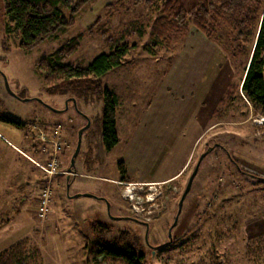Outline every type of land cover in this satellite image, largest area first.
Listing matches in <instances>:
<instances>
[{
  "label": "rangeland",
  "instance_id": "rangeland-1",
  "mask_svg": "<svg viewBox=\"0 0 264 264\" xmlns=\"http://www.w3.org/2000/svg\"><path fill=\"white\" fill-rule=\"evenodd\" d=\"M114 1H94L79 14L75 26L25 52L19 49L20 38L8 18L7 1L0 0V253L28 240L40 248L42 264H114L103 258L95 261L91 254L98 239L90 226L102 223L114 230L113 235L128 232L133 237L137 254L144 257L142 264H264V118L239 99L234 109L218 113L229 88L241 83L252 42L246 54L237 53L233 60L237 44L213 43L196 32L171 48L163 47L154 57L145 52L149 36L127 40L135 47L123 65L101 78L103 88L119 101V144L112 151L102 140L104 98L93 91L94 78L77 82L67 96L61 84L55 95L48 92L37 65L71 40L85 36L67 64L87 68L110 53L97 33L88 35L99 16L105 20L100 25L117 34L130 26L149 35L159 16L158 2L146 7L123 0L122 7L105 16ZM192 81L197 84L189 90ZM166 94L176 101L170 109L161 102ZM151 112L153 132H148L145 122ZM89 121L72 186L66 176L45 174L39 166H48L47 154L53 150L41 134L50 138L56 128L62 129L66 145L62 155L69 150L66 163L62 155L59 158L58 170L63 173L75 153L76 138ZM155 142L162 148L160 154L150 160L141 157L132 179L178 177L159 186L121 183L119 164L129 161L131 147L144 144L155 149ZM211 149L171 242L169 230L181 198L200 158ZM50 177L51 217L40 223L38 198ZM78 195L83 197L73 198ZM119 216L151 224L148 243L144 228L112 221Z\"/></svg>",
  "mask_w": 264,
  "mask_h": 264
},
{
  "label": "trees",
  "instance_id": "trees-1",
  "mask_svg": "<svg viewBox=\"0 0 264 264\" xmlns=\"http://www.w3.org/2000/svg\"><path fill=\"white\" fill-rule=\"evenodd\" d=\"M6 1L7 15L13 26V32L20 38L19 49L31 52L62 30L75 26L79 14L96 0ZM154 2L159 3V16L150 28L149 35L140 28L130 29V26H126V31L117 34L107 25H100L105 20L102 19L103 16H99L95 26L88 30V35L97 33L110 53L97 57L87 68L67 64L68 59L79 52L84 35L68 42L50 60L40 61L37 69L43 75L48 92L55 95V88L61 84L64 88L63 96H67L66 91L76 90L77 82L94 78L91 79L93 91L104 98L102 140L105 149L112 151L119 144L117 133L119 101L115 93L103 88L101 78L123 65L124 60L135 47L126 41L133 37L149 36L150 43L145 47V52L154 57L163 47L171 48L179 40L185 41L192 30H195L213 43L220 44L222 41L231 40L234 45L237 44L233 60L237 57V53L246 54L247 47H250L252 42L241 83L238 87L229 88L220 102L224 109H219L218 113L234 109L239 99L245 100L253 107L256 114L264 118V0H135L134 4L150 7ZM119 6H123V0H115L109 4L105 16L115 13ZM66 14H69L70 18H67ZM98 25L100 27H97ZM15 125L23 126L21 123ZM77 144L78 136L75 151ZM51 156L52 152L47 154L46 164ZM70 165L71 157L66 172ZM119 171L121 183H131L124 163L119 164ZM249 178L253 177L249 176ZM74 180H70V186ZM90 230L98 239L93 243L91 251L95 261L103 258L114 264H142L144 257L143 255L138 257L135 241L128 232L113 235L114 230L102 223L93 224ZM42 263L40 248L32 246L28 240L18 242L0 253V264ZM212 264L225 263L214 261Z\"/></svg>",
  "mask_w": 264,
  "mask_h": 264
},
{
  "label": "built area",
  "instance_id": "built-area-1",
  "mask_svg": "<svg viewBox=\"0 0 264 264\" xmlns=\"http://www.w3.org/2000/svg\"><path fill=\"white\" fill-rule=\"evenodd\" d=\"M40 138L43 142L51 144L53 151L48 166L39 167L45 174L50 176L61 174L58 170L60 162L59 157L66 146L62 138V129L60 127L56 128L52 132L50 138L42 134ZM52 178L50 177V181L48 179L47 184L42 188L38 198L37 218L40 223H45L51 217V204L53 202Z\"/></svg>",
  "mask_w": 264,
  "mask_h": 264
},
{
  "label": "crops",
  "instance_id": "crops-1",
  "mask_svg": "<svg viewBox=\"0 0 264 264\" xmlns=\"http://www.w3.org/2000/svg\"><path fill=\"white\" fill-rule=\"evenodd\" d=\"M194 32H196V31H193L191 34H194ZM197 33V32H196ZM191 34H190V36H191ZM197 34H199V33H197ZM189 36V37H190ZM198 81V80H197ZM197 81H192L190 84H189V87H188V89L189 90H192L191 88L193 87V89H194V87H195V85L194 84H197ZM167 95V94H166ZM166 101H164V100H162L161 102L162 103H164V104H166L167 106H168V108L170 109V107L172 106V103H176V101L175 100H172V95L170 94L169 96L167 95V97H166V99H165ZM151 111H152V109H151ZM151 114H152V112L148 115V117H147V121L148 122H145V123H148L149 124V128H148V132H153L152 130H151V125L153 124V122L151 123L150 121H153V119L152 118H150V116H151ZM117 130H118V122H117ZM64 134V133H63ZM143 134V133H142ZM65 136L67 137L68 136V134H65ZM148 136H150L151 137V139H153V137H152V135H151V133L150 134H148ZM166 138V137H165ZM164 140V139H163ZM159 141V140H158ZM49 144V143H48ZM51 145V144H50ZM160 150H162V148L161 147H159V144L157 143V142H155V149H153V147L151 146V145H144V144H142V145H134L133 147H131V149H130V156H131V158L129 159V161H125V163H126V165H125V167H126V169H127V172H128V175L130 176H128L129 178H130V180H131V183H148L149 185H151V184H153V185H156V186H159V185H166V184H169V183H171V182H173L174 180H175V178H177L178 177V175L177 176H174V177H169V178H166V179H162V180H149V178H146L145 180H141V181H134L133 179H132V175L133 174H135V172H136V170L138 171V169H139V161H140V159H141V157H143V156H145V158H147L148 160H150L151 159V156H154V155H159L160 154ZM69 151V150H68ZM68 151L66 152H64V155H62V158H63V161L66 163L67 162V157H68ZM62 154V153H61ZM149 156V157H148ZM61 158V157H60ZM33 161H35V160H33ZM64 174H67V172L65 171V172H63L62 173V175H61V177L62 176H67V175H64ZM76 176H77V172H76ZM104 179V178H103ZM119 181H121V179L119 180ZM119 181H116V183L118 184V182Z\"/></svg>",
  "mask_w": 264,
  "mask_h": 264
},
{
  "label": "water",
  "instance_id": "water-1",
  "mask_svg": "<svg viewBox=\"0 0 264 264\" xmlns=\"http://www.w3.org/2000/svg\"><path fill=\"white\" fill-rule=\"evenodd\" d=\"M7 87H8V86H7ZM8 89H9V87H8ZM90 127H91V122L89 121V122H88V125H87L86 127H84L82 130H80V132H79V134H78V144H77V148H76V151H75V153H74V155H73V157H72L71 165H70V168H69V170H68V181L70 180L71 176H76V171H75L76 161H77V159H78V157H79V155H80V153H81V151H82V141H83V136H84L85 132H86ZM212 150H213V149H211V151L207 152L206 154H204V155L200 158V160H199V162H198V165H197V167H196L194 173L192 174V176H191V178H190V180H189V183H188V186H187V188H186V191L184 192L183 198H182V200H181V202H180V205H179V212H178V215H177V218H176V221H175V224H174L173 228L176 227L177 224H178L179 217H180V215H181L182 208H183V203H184L185 199L187 198V196L189 195V193H190V191H191V189H192V187H193V183H194V181H195V179H196V177H197V175H198V172H199V170H200L201 164L203 163L204 159L208 156V154H210V153L212 152ZM69 190H70V187H68V191H69ZM80 197H83V196H82V195H78V196H75V197H73V198L76 199V198H80ZM85 197L93 198V196H90V195H85ZM73 198H71V199H73ZM98 200H102V201L106 202L105 199H98ZM108 210H109V213H110V205H109V204H108ZM113 220H115V221H120V220H123V219L113 218ZM124 220H126V219H124ZM173 228L171 229L170 234H169V238H170V241H171V242L173 241V239H172V230H173ZM146 242L148 243V235H147V237H146Z\"/></svg>",
  "mask_w": 264,
  "mask_h": 264
},
{
  "label": "flooded vegetation",
  "instance_id": "flooded-vegetation-1",
  "mask_svg": "<svg viewBox=\"0 0 264 264\" xmlns=\"http://www.w3.org/2000/svg\"><path fill=\"white\" fill-rule=\"evenodd\" d=\"M67 177V180H68V176H66ZM70 180H71V178H70ZM70 180H69V182H70ZM184 195V194H183ZM182 198H183V196H182ZM182 198H181V200H182ZM186 200V199H185ZM181 202V201H180ZM184 203H185V201H184ZM184 203H183V206H184ZM179 205H180V203H179ZM182 210H183V208H182ZM178 212H179V210H178ZM181 214H182V212H181ZM178 215V214H177ZM180 217H181V215H180ZM180 217H179V219H180ZM116 218H118V219H123V220H120L121 222H130V223H134V224H136L137 226H139V227H141V228H144L145 230H146V236L148 235V237H149V233H150V228H151V224H149V223H147V222H145V221H142V220H139V219H137V218H135V217H132V216H119V217H116ZM176 218H177V216H176ZM176 218H175V220H174V223H173V225H172V227H170V230H169V234H170V231H171V229L173 228V226H174V224H175V221H176ZM111 219H112V221H115V220H113V217H111ZM124 219H126V220H124ZM120 221H118V222H120ZM115 222H117V221H115ZM174 229H175V227L173 228V230H172V232L174 231ZM145 241H146V237H145ZM147 243V242H146ZM148 245V244H147ZM149 246V245H148ZM160 246H158V247H155L154 249H156V248H159ZM140 256H142V255H139L138 254V257H140Z\"/></svg>",
  "mask_w": 264,
  "mask_h": 264
}]
</instances>
